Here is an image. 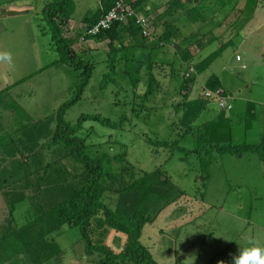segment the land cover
<instances>
[{
  "label": "rangeland",
  "instance_id": "1",
  "mask_svg": "<svg viewBox=\"0 0 264 264\" xmlns=\"http://www.w3.org/2000/svg\"><path fill=\"white\" fill-rule=\"evenodd\" d=\"M72 1L75 9L62 33L64 38L75 40L73 53L81 54L80 59L93 66L86 86L77 96L76 89L82 80L79 73L84 68L73 70L61 62L57 63V54L48 51L49 38L40 32L42 24L38 19L43 0H0V54L8 53L11 57L10 62L0 58V125L4 124L2 130L0 128V139L11 134L12 129H18L19 125H27L37 136L33 140L22 139V143L34 146V151L29 153L34 163L37 159L51 161L58 158L61 167L71 164L72 172H76L78 165L72 158L64 156L61 145L50 147L48 153L44 142L56 127L57 109L79 96L63 115L66 123L73 125L82 115H97L116 123V128L95 120L82 123L77 135L90 145L89 154L98 157L105 152L108 171H116L119 166L113 157H122L125 161L122 165L127 162L136 171L159 169L167 175L173 187L184 193L174 204L164 206L155 219L145 223L141 229L139 240L148 248L156 264H232L231 257L238 256L245 248L264 249V162H259L255 155L240 158L214 155L213 161L208 163V171L202 174L194 159L187 164L177 152L167 158V151L158 149L154 152L146 142V136L167 139L171 135L167 115L172 112L171 103L178 99L174 87L179 81L174 78V71H187L178 58L177 50L181 45L176 40L209 30L211 34L203 37L205 47L197 53L198 59L206 57L220 43L230 41L232 45L209 69L197 75L189 88L188 98H197L205 78L211 73L216 74L228 102L239 107L247 101L253 102L254 114L259 118L249 131L239 133L236 140L246 143L259 141L264 130V3L239 0V4H245L247 9L228 29L227 22L216 26L225 11H216V1L207 0L204 7L206 16L213 20L214 27H204L205 23L199 20L189 23L183 19L184 29L176 36L170 52L166 48H163L164 55L161 48L150 51L129 49L123 55L124 60L112 64L107 61L105 41L91 40L85 44L77 36L82 19L86 14L92 15L101 0ZM164 2L166 0H149L148 3L150 7L157 8L159 4L165 6ZM138 16L145 19L142 14ZM148 21L150 35L147 39L153 43L163 31V26L157 24L154 27L153 20L150 18ZM141 56L173 65L172 72L168 67H159L162 71L151 70L152 86L156 90L153 96L148 94L144 102L142 97L146 87L142 80H138V75L147 70L149 63H145L146 68L139 73L133 72V66L139 63ZM236 57L240 60L237 61ZM21 80L19 85L12 87L13 83ZM9 98L20 106L14 114L12 105L7 102ZM210 103L193 125L216 119L221 112L219 108L224 110L225 117L230 116V109L221 108L219 99ZM14 115L17 123H13ZM19 121L24 124H19ZM175 132H179L178 129ZM15 137L13 140L18 149ZM10 149H15L12 143L0 141V182L10 161L7 155L11 153ZM37 152H40V158L35 157ZM21 172L12 176H19ZM28 206L26 201L16 206L12 216L17 225L24 222ZM0 210L7 215L6 207L2 206ZM90 237L93 243L107 245L115 252L120 250L124 240L122 233L97 229L94 224ZM55 240L63 250L60 264L94 263L92 256L85 255L77 235L65 232Z\"/></svg>",
  "mask_w": 264,
  "mask_h": 264
},
{
  "label": "trees",
  "instance_id": "2",
  "mask_svg": "<svg viewBox=\"0 0 264 264\" xmlns=\"http://www.w3.org/2000/svg\"><path fill=\"white\" fill-rule=\"evenodd\" d=\"M117 1L119 0H101L99 8L92 15L86 14L82 19L86 27L77 35L78 40L82 41H105L107 61H111L112 64L124 60L123 55L129 49L140 48L150 51L161 48L162 53L163 48H166L168 52L169 46L178 35L176 18L183 17L188 22L199 20L205 23L204 27H214L213 20L206 16L204 7L207 0H166L164 10L158 13L156 12L158 8L150 7L149 0L135 2L120 0L125 5H130L135 15L142 14L147 20L151 18L154 27L157 24L163 26V31L159 33L154 44L142 36V28L136 23L135 16L130 17L125 24L112 22L108 29L89 35L86 32L89 27L106 14ZM215 1L218 4L216 11H225L221 22H216V26L227 22L228 29H231L230 27L236 24L247 9L245 4H239V0ZM256 1L264 3V0ZM74 9L72 0H43L38 19L39 24H42L40 32L48 35L49 38L48 51L57 54L56 62H61L73 70L84 68L79 73V78L82 80L76 89L77 96L86 86L93 66L81 60V54L73 53L72 45L75 40L63 36V27L71 19ZM209 31L191 33L180 39L181 46L177 50V55L187 71H174V78L177 77L179 81L174 87L178 99H174L171 103L172 112L167 115L171 135L167 139L146 136V142L154 152L163 149L168 153L167 158L177 152L181 156L180 159L187 164L194 159L198 162L199 173L202 174L208 171V163L213 161L214 155L238 158L255 155L259 162H264V130L257 143L236 140L239 133H246L259 121L254 114L253 102L242 103L241 107L237 104L235 106V103L231 104L229 117H225L224 110L219 108L221 112L216 119L193 125L208 104H211L210 102L213 103L219 97H228L219 77L211 73L205 78L197 98H188L189 88L197 75L209 69L232 45L230 41L220 43L206 57L198 59L197 53L205 47L202 43L203 37L211 34ZM138 62L133 66L135 73L145 69V63H149L147 70L137 74L138 80H141L142 76L146 87L145 95L143 94L142 97L144 102L146 96L148 94L153 96V91L156 90L152 86L151 70L168 67L172 72L173 65L171 62L166 64L155 62L149 56H141ZM22 81H16L12 87ZM206 91L212 93L211 97L204 95ZM216 92H219V95H215ZM77 98L73 97L57 109L56 127L51 131L48 143L44 142L48 153L52 147L61 145L64 156L72 158V161L78 165L76 172H72L71 164L68 165L69 167H61L58 158L51 161L37 159L34 163L29 154L34 151V146H29L31 143L27 146L22 143L25 139L33 140L37 136H34L32 129L27 125H19L18 129L11 130L12 133L7 128L6 130L11 134L0 139V141H9L12 143V148L15 147L10 149L11 153H7L10 161L7 170L2 173L4 178L0 182V207L7 208V215L2 214L0 210V264H12V262L60 264L63 250L55 238L65 232L79 237L85 255L93 257V264H156L148 248L139 240L141 229L145 223L152 222L164 206L174 204L184 193L173 187L167 175L161 170L136 171L131 169L127 162L122 165V157H113L119 166L116 171H108L105 152L98 157L92 156L88 153L90 145L85 143V138L77 134L85 120H95L102 125L112 124L110 127L113 128H116V123L101 119L97 115H82L75 124L66 123L63 115ZM7 102L12 105L13 114L20 110V106L16 103L11 100ZM15 117L14 115L13 123L18 122ZM19 122L24 124L22 121ZM3 125H0L1 130ZM175 129L180 133H176ZM15 135L18 149L13 140ZM40 148L42 152V146ZM38 153L40 152H37L35 157L40 158ZM17 155L19 158H16ZM20 171L22 172L19 176H12ZM23 201L29 206L24 214V222L17 225L12 214L16 206ZM92 224L97 229H110L115 233H122L124 240L120 250L115 252L107 245L93 243L90 237Z\"/></svg>",
  "mask_w": 264,
  "mask_h": 264
},
{
  "label": "built area",
  "instance_id": "3",
  "mask_svg": "<svg viewBox=\"0 0 264 264\" xmlns=\"http://www.w3.org/2000/svg\"><path fill=\"white\" fill-rule=\"evenodd\" d=\"M132 16L136 17V23L139 24L142 28V36L147 38L150 35L149 30V21L141 16L135 15L133 8L130 5H125V3L120 0L115 2L114 6L89 29L86 31L89 35H94L99 33L100 31L106 30L110 27L112 22H119L125 24L128 19ZM140 17V18H138ZM239 60L238 57H236ZM206 97H211L212 93L210 91H206L204 93ZM215 95H219V92H216ZM219 103L221 108H225L226 110L230 109L231 103L228 102L226 97H219Z\"/></svg>",
  "mask_w": 264,
  "mask_h": 264
},
{
  "label": "clouds",
  "instance_id": "4",
  "mask_svg": "<svg viewBox=\"0 0 264 264\" xmlns=\"http://www.w3.org/2000/svg\"><path fill=\"white\" fill-rule=\"evenodd\" d=\"M0 58L9 61L11 57L8 53L0 54ZM232 264H264V249L260 247L245 248L238 256L231 257Z\"/></svg>",
  "mask_w": 264,
  "mask_h": 264
},
{
  "label": "crops",
  "instance_id": "5",
  "mask_svg": "<svg viewBox=\"0 0 264 264\" xmlns=\"http://www.w3.org/2000/svg\"><path fill=\"white\" fill-rule=\"evenodd\" d=\"M164 5H166L165 4V2H164ZM164 7L165 6H163V4H159V6L157 7L158 8V10L156 11L157 13L158 12H161L162 10H164ZM172 18V17H171ZM176 18V17H175ZM183 20V17L182 18H176V20H175V23H176V26H177V28H178V33H181L182 32V29H184V27H183V25H184V21H182ZM186 21V20H185ZM188 22V21H187ZM189 23H192V22H189ZM85 27H86V25L85 24H83L82 23V25L80 26V27H78V31H77V33H82V31H84V29H85ZM39 30V29H38ZM183 34V33H182ZM181 34V35H182ZM180 39H182V37H180ZM180 39H177L176 41H177V43L178 44H180V42H181V40ZM79 41L80 42H82V43H85V44H87L88 42H90V41H82L81 39H79ZM92 43V42H91ZM96 44V43H95ZM173 44H174V40L172 41V43H171V45H172V47H173ZM171 45L169 46V52H170V50L172 49V47H171ZM218 46H219V44H218ZM217 46V47H218ZM216 47V48H217ZM45 48V47H44ZM162 55H164L163 54V52H162ZM173 60V59H172ZM240 60V59H239ZM239 60H237V61H239ZM153 61H155V62H161V63H164L165 61H157V60H153ZM169 63V62H168ZM166 64V63H165ZM162 68H164V67H162ZM162 68H154V69H159V70H161L162 71ZM141 80L143 81V79H142V76H141Z\"/></svg>",
  "mask_w": 264,
  "mask_h": 264
}]
</instances>
